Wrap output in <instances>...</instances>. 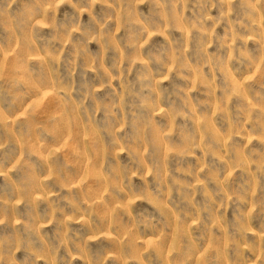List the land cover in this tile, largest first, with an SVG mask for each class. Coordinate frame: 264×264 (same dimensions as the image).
Here are the masks:
<instances>
[{
  "label": "rangeland",
  "instance_id": "obj_1",
  "mask_svg": "<svg viewBox=\"0 0 264 264\" xmlns=\"http://www.w3.org/2000/svg\"><path fill=\"white\" fill-rule=\"evenodd\" d=\"M0 264H264V0H0Z\"/></svg>",
  "mask_w": 264,
  "mask_h": 264
}]
</instances>
